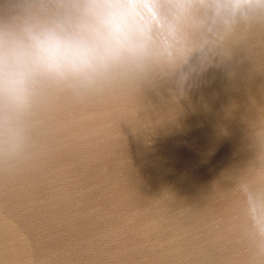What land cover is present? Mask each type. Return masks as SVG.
<instances>
[{
	"label": "water",
	"instance_id": "1",
	"mask_svg": "<svg viewBox=\"0 0 264 264\" xmlns=\"http://www.w3.org/2000/svg\"><path fill=\"white\" fill-rule=\"evenodd\" d=\"M72 2L0 0V28ZM180 26L196 51L177 69L0 100V264H264V10Z\"/></svg>",
	"mask_w": 264,
	"mask_h": 264
},
{
	"label": "clouds",
	"instance_id": "2",
	"mask_svg": "<svg viewBox=\"0 0 264 264\" xmlns=\"http://www.w3.org/2000/svg\"><path fill=\"white\" fill-rule=\"evenodd\" d=\"M74 0L64 17L0 28V100L24 107L40 81L90 83L113 68L164 57L170 68L196 49L181 28L197 6L228 23L264 0Z\"/></svg>",
	"mask_w": 264,
	"mask_h": 264
}]
</instances>
